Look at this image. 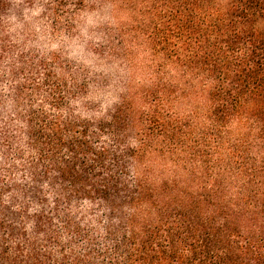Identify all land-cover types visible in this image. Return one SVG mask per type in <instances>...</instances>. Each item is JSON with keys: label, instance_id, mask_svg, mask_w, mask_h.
Instances as JSON below:
<instances>
[{"label": "trees", "instance_id": "16d2710c", "mask_svg": "<svg viewBox=\"0 0 264 264\" xmlns=\"http://www.w3.org/2000/svg\"><path fill=\"white\" fill-rule=\"evenodd\" d=\"M0 264H264V0H0Z\"/></svg>", "mask_w": 264, "mask_h": 264}, {"label": "rangeland", "instance_id": "374dc122", "mask_svg": "<svg viewBox=\"0 0 264 264\" xmlns=\"http://www.w3.org/2000/svg\"><path fill=\"white\" fill-rule=\"evenodd\" d=\"M96 22H99V18L96 14H89L85 16L81 23V32H85L89 27L96 25ZM71 50L74 56L80 55V49L78 47L73 46Z\"/></svg>", "mask_w": 264, "mask_h": 264}]
</instances>
